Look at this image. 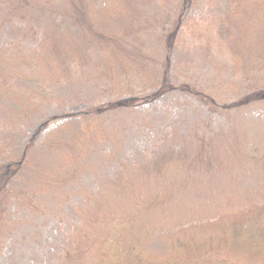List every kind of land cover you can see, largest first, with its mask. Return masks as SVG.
Wrapping results in <instances>:
<instances>
[{
    "label": "rangeland",
    "instance_id": "obj_1",
    "mask_svg": "<svg viewBox=\"0 0 264 264\" xmlns=\"http://www.w3.org/2000/svg\"><path fill=\"white\" fill-rule=\"evenodd\" d=\"M26 2L31 13L24 0H0V174L19 166L0 180V264H67L65 252L71 264L96 263L99 244L79 239L78 250L73 238L79 208L93 196L102 206L117 199L135 227L131 212L160 190L168 196L152 219L143 214L149 239L135 254L186 264L182 245L196 237L207 258L250 264L231 241L216 255L198 228L207 209L226 195L238 203L248 188L231 181L233 169L199 174L198 159L225 153L212 134L228 122L236 153L246 152L247 130L264 145L263 1L188 0L186 10L185 0ZM119 48L126 61L110 54ZM166 67L171 91L161 93ZM255 167L247 181L264 182V162Z\"/></svg>",
    "mask_w": 264,
    "mask_h": 264
},
{
    "label": "trees",
    "instance_id": "obj_2",
    "mask_svg": "<svg viewBox=\"0 0 264 264\" xmlns=\"http://www.w3.org/2000/svg\"><path fill=\"white\" fill-rule=\"evenodd\" d=\"M24 1L26 7H28L27 10L31 13L33 11L31 9V4L33 3L31 2L30 4H28L26 2L30 0ZM261 1H263L264 5V0ZM187 3L188 0H185L184 8L186 7ZM238 3L239 2H237L236 0L235 5H237ZM19 7H21V5H19ZM184 10H186V8ZM176 27L177 28L175 29L179 28L178 26ZM176 31L177 30H175V32ZM104 43H106L109 47L115 45V43L110 41L108 37L104 41ZM109 47H106V50H108L107 48ZM118 53L119 55L116 56V54ZM110 54H113V56L115 55L114 59L116 57H121L124 61H126L125 57L127 55L123 51L121 52L120 48L116 52V54L114 51H112ZM162 80L163 82L162 84H160L161 93L164 91H171V87H169L170 81L168 67H166L164 71ZM259 96V102L264 101V89L263 95ZM154 97L155 96L152 95L150 98L146 99H128L120 105L116 104L112 107H133L139 103H147V101L153 99ZM238 103H234L233 106L238 105ZM91 113L94 114L98 112L91 111ZM63 118H66V116H59L55 119H52L50 122ZM50 122L44 125V127L37 133V136H39L40 133L49 126ZM86 122L88 123V121ZM231 127V123L228 122V125L226 123L225 126H221L215 133L212 134L217 140H219L217 144H221L219 146V149L223 150L225 153L231 154V157L225 159L223 157V154L225 153H222L220 155L216 154L217 158H215V160L213 161L206 156H201L198 159V167L200 168L199 174L208 175V173L210 174L219 172V175L224 177L233 169L236 172L238 171V174L232 176L231 181L235 182L236 179H239L243 184L246 185L245 188H248V191L245 192V194L238 193L236 200H239V198H241L238 203L230 204L231 199H227L229 197L226 195V198L224 197V200L219 201V203H217L213 207V209H207L212 212V214L208 218L199 221L198 228L206 236V240L209 243H215L214 241H216L215 247L220 246L221 249L216 250V255H218V252L225 250L229 242L231 241L230 249H232V251L239 250L244 253L250 264H264V182L261 179H257V181L261 182H254L251 179L250 182L247 181V178L249 177L251 172H253V170L257 168H253L254 165H256V163L264 162V145H260L259 138H257L258 134L256 132H250L247 130L246 133L248 139L247 141L242 142V146L246 147L247 154H245L246 152L241 154L238 152L236 153V149L234 147L236 146L237 142H235V135L233 134L235 132V129L233 128V130H231ZM224 128H227V130H225ZM261 132L263 133L264 143V128ZM210 136L211 135L204 136L200 141L203 143L202 146L206 151H208L210 145L204 143V140L213 141L215 139L214 137ZM223 143L228 144L223 145ZM262 153L263 155H261ZM253 163L254 165H251ZM18 167L19 166H17L16 168L14 166L9 170H6V172L0 174V180L8 177L10 172L15 169H19ZM240 169L241 171L239 172ZM155 174L160 175L162 174V172ZM247 182L248 184L252 183V186L247 185ZM158 186H161V184ZM162 187L166 188V186ZM155 193L156 194L152 197L155 202L152 201L151 198L141 200L138 204L140 205V208L138 209L137 207H135V211L131 212L130 223L135 225V227H131L129 224L125 223L128 220L126 219L127 213L123 210L121 211V208L118 207L120 206L119 202H117V204L115 205L117 199H107L106 201H103L105 206H102L101 202L93 196L91 199H89V202H86L84 208H79V215H81V225L77 228V231H74L73 233L76 247L78 248L79 239L81 241L82 239H89L99 244V246L97 247V254H95L94 256V258L97 260V264H170L171 260L168 259L162 263L149 262L148 260L143 259L140 254H135L133 251L135 248V242L141 244L143 241L149 239L148 235L142 234L143 229L138 227V223L142 218H144L143 214L146 212L145 217H149L152 219L151 216H154V213L151 211L153 209V206L159 205L168 196V194L165 195V193L161 190ZM30 204L33 205L31 201ZM103 207H105V209ZM185 227L188 229H193L194 221H187L185 223ZM160 228L161 229L158 234L162 232V227ZM195 228L196 227H194V229ZM180 229L183 230L182 227H180ZM145 231L147 233V230ZM164 231L166 232V229ZM214 231L222 232L224 235V239L219 237L220 239L218 241L215 237L216 234H213ZM177 232L178 231L176 228L172 229V231H170L169 233L176 234ZM189 240L190 243H188L187 245L186 243H184L182 245L185 248L187 254L184 258L187 262L186 264H228L225 261H221V259L217 260L215 256L213 258H207V251H204L205 247H203L199 242H196V237H190ZM213 248L209 249V251H211ZM72 251L74 250L72 249ZM223 254L224 253H222L221 255ZM227 254L228 253L226 252V255ZM64 257L66 263L71 264V261L73 259L70 258V252H65ZM258 257L262 259V263L255 262V259H257ZM96 263L92 262V264Z\"/></svg>",
    "mask_w": 264,
    "mask_h": 264
}]
</instances>
